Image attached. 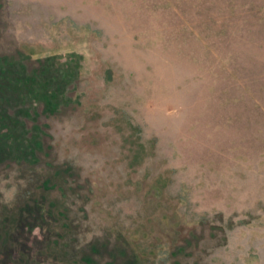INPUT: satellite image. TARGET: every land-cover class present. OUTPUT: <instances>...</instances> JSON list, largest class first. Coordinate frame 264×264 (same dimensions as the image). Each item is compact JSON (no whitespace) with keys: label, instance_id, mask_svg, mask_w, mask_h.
<instances>
[{"label":"rangeland","instance_id":"1","mask_svg":"<svg viewBox=\"0 0 264 264\" xmlns=\"http://www.w3.org/2000/svg\"><path fill=\"white\" fill-rule=\"evenodd\" d=\"M0 264H264V0H0Z\"/></svg>","mask_w":264,"mask_h":264},{"label":"trees","instance_id":"2","mask_svg":"<svg viewBox=\"0 0 264 264\" xmlns=\"http://www.w3.org/2000/svg\"><path fill=\"white\" fill-rule=\"evenodd\" d=\"M29 188V187H28ZM27 192H29V191H26L25 189L24 190H21V189H19V190H15V194H17V195H21V194H26V196L28 195V193ZM29 196V195H28ZM25 199V201L27 200V197H25L24 198ZM16 217V215H11V217H9V216H5L4 217V221H12V222H15L16 221V219H14Z\"/></svg>","mask_w":264,"mask_h":264}]
</instances>
